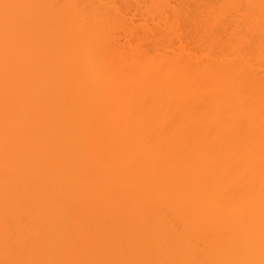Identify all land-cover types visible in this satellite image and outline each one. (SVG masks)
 Masks as SVG:
<instances>
[{"label": "bare ground", "instance_id": "1", "mask_svg": "<svg viewBox=\"0 0 264 264\" xmlns=\"http://www.w3.org/2000/svg\"><path fill=\"white\" fill-rule=\"evenodd\" d=\"M0 264H264V0H0Z\"/></svg>", "mask_w": 264, "mask_h": 264}, {"label": "rangeland", "instance_id": "2", "mask_svg": "<svg viewBox=\"0 0 264 264\" xmlns=\"http://www.w3.org/2000/svg\"><path fill=\"white\" fill-rule=\"evenodd\" d=\"M132 6V5H131ZM133 7V6H132ZM129 9H131V8H129ZM133 12V11H132ZM130 15H132L133 17H134V19H136L135 20V22H138V19L133 15V14H130Z\"/></svg>", "mask_w": 264, "mask_h": 264}]
</instances>
